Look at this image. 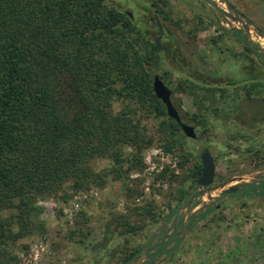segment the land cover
I'll return each instance as SVG.
<instances>
[{
	"label": "trees",
	"instance_id": "1",
	"mask_svg": "<svg viewBox=\"0 0 264 264\" xmlns=\"http://www.w3.org/2000/svg\"><path fill=\"white\" fill-rule=\"evenodd\" d=\"M156 9L164 20L188 35L189 41L210 27L202 15L190 26L174 19L160 4ZM241 33V29L236 30L239 41L252 51ZM221 37L213 38V47ZM174 39L164 43L171 54L160 50L150 28L140 25L112 0H0V253L22 238L46 231L41 219L44 207L39 204L42 199L59 196L68 202L74 195L69 191H93L111 179L121 180L128 196L140 194L127 180L133 171L144 168L143 152L154 144L157 134L167 153H181V168L194 159L185 177L198 183L203 170L201 158L187 149L189 137L168 115L154 90L155 76L169 88L166 64L186 71L172 95L187 91L195 97L197 110L191 120L196 139L221 119V114L215 119L209 114L220 91L224 95L228 91L224 101L239 99L234 111L243 97L249 106L261 100L257 108L252 107L256 114L248 122L252 125L246 128L243 120L238 121L239 127L228 132V144L234 147L236 142L259 135L257 130L264 125V94L254 100L253 90L261 88L264 92V80L250 76L222 81L217 70L206 69L207 49H198L195 54ZM245 57L251 59L248 54ZM249 80L253 81L247 86ZM227 87L238 93L230 94ZM145 118L157 121V134L148 133ZM236 118L230 120L236 122ZM253 140L247 152L259 167L264 151L260 141ZM97 158L109 159L110 166L96 170L93 161ZM169 171L166 166L159 176L182 183L181 175L172 171L168 177ZM218 177L215 186L224 181L223 176ZM248 185L243 195L264 197V181L258 186ZM178 192L181 201L188 195L182 187ZM150 207L144 210L154 215ZM81 214L85 224L88 215L84 211ZM121 219L117 218V226L124 223L131 231L138 228L131 226L128 217ZM81 221L76 220V226L68 229L65 237L70 242L84 244L90 235ZM109 239L103 237L95 247L107 250ZM111 251L112 256L118 254V250ZM139 252L122 251L121 262L115 264H128Z\"/></svg>",
	"mask_w": 264,
	"mask_h": 264
},
{
	"label": "rangeland",
	"instance_id": "2",
	"mask_svg": "<svg viewBox=\"0 0 264 264\" xmlns=\"http://www.w3.org/2000/svg\"><path fill=\"white\" fill-rule=\"evenodd\" d=\"M112 1L132 13L140 25L148 26L154 40L159 35L155 20L151 19L158 14L156 4H160L162 10L171 11L174 19L182 20L190 26L194 25L197 16H204L205 25L212 24L214 27L210 25L209 28L200 30L195 41H189L188 35L174 23L160 16L165 27L162 43L174 41L175 36L195 54L198 49H207L209 54H206L205 58L206 69L217 70V76L221 77L222 81L242 80L250 76L264 80V63L261 60H264V0H216L217 4L250 24L249 32L244 31L239 22L217 11L206 0H169L168 4H161L159 0ZM238 28H241V34L255 51L244 49L241 42L234 40ZM220 35L222 37L216 47H213V38ZM246 54L250 56V60H247ZM164 68L170 71L167 75L170 79L168 86L173 91L186 71L167 64ZM161 70L164 71L163 67ZM251 81L253 80H249L246 85L250 86ZM227 89L230 94L238 93L232 87ZM245 89L241 88L240 91L246 92ZM261 90H253V98H261L264 94ZM225 92L228 94V91ZM226 94L220 91L217 103L209 110L212 119L220 114L221 119L207 131L201 132L200 139H187V149L196 155L200 156L206 147L211 150L216 163L215 181L220 179L218 174L223 176V183L216 186L213 183L209 187L212 190V199L208 193L204 194L207 188H202L192 179L185 177L188 168L193 166L194 159L191 158L181 168V153H167L157 134V121L145 118L143 124L148 133H156L157 138L154 144L143 152L144 168L133 171L127 180L128 186L139 188L140 194L128 196L125 184L121 180L111 179L105 187H98L93 191H69L74 195L68 202H64L59 196L42 199L39 204L44 207L41 219L45 221L46 231L35 232L6 248L4 254L0 253V262L115 264L121 262L122 251L129 253L140 250L128 264H264V197L242 194L218 198L232 186L242 189L248 183L254 182L258 186L264 181V162L255 167L252 155L247 152L248 147L254 144L253 139L260 141L264 151V125L260 131L257 130L258 136L248 138L244 143L236 142L234 147L228 144V132L239 127L238 121L243 120L246 128L252 125L248 123L253 119L252 115H256L252 107L257 108L261 100L257 99L249 106L243 102V97L240 99L239 108L234 111L235 103L237 104L239 99L224 101ZM172 101L184 122L195 127L191 120V115L197 110L195 97L187 91H175ZM115 107L117 110L120 108L118 104ZM229 115L231 118L234 116L236 122H232ZM93 165L96 170L101 171L110 166V160L97 158ZM166 166L170 167L167 176L174 171L182 176V183H172L169 178L162 179L159 176ZM181 187L186 189L188 194L182 201L178 192ZM150 205L154 215L147 214L144 210ZM217 205L219 206L216 207ZM213 208L215 210L204 216V213ZM82 211L88 215L85 224L82 222ZM125 216L129 218L131 226L138 227L135 231H131L132 229L124 223L116 225L117 218L122 220ZM76 220H82L81 224L87 231H91L84 244L70 242L65 237L68 229L76 226ZM103 237L110 238L107 250L95 247ZM111 250H118V254L112 256ZM12 255L17 256V259H11Z\"/></svg>",
	"mask_w": 264,
	"mask_h": 264
},
{
	"label": "water",
	"instance_id": "3",
	"mask_svg": "<svg viewBox=\"0 0 264 264\" xmlns=\"http://www.w3.org/2000/svg\"><path fill=\"white\" fill-rule=\"evenodd\" d=\"M210 2V4L217 9L218 11H220L222 14H224L225 16L233 19L236 22H239L240 24H242L243 28L245 30H247L248 32L251 29V25L248 24L244 19H242L239 16L234 15L232 12L228 11L227 9L223 8L222 6H220L219 4H217L216 0H208ZM130 15L132 16V13H130ZM158 26L160 28V34L156 37L155 39V43L157 45V47L160 50L166 51L169 54H171V50L169 47L165 46L162 43V37H163V26L160 22V20L158 19ZM154 90L155 93L157 95V97L159 99L162 100V102L166 105L167 107V112L168 115L175 118L177 120V122L181 125L184 133L191 138H196L197 134L195 131V127L185 123L182 118L181 115L179 114L178 109L175 107V105L173 104L172 101V90L170 88H168L165 83L162 81V79L159 76H155L154 78ZM201 162L203 164V170H202V174L200 179L198 180V185L202 188H207L204 192L209 194V198L212 199L213 196L211 194V189H209V187L213 184L215 176H216V163H215V159L213 157V154L211 152V150L206 147L204 148V150L202 151L201 155ZM248 188V186H246L245 188H243L242 190H240L238 192V194L245 192V190Z\"/></svg>",
	"mask_w": 264,
	"mask_h": 264
},
{
	"label": "flooded vegetation",
	"instance_id": "4",
	"mask_svg": "<svg viewBox=\"0 0 264 264\" xmlns=\"http://www.w3.org/2000/svg\"><path fill=\"white\" fill-rule=\"evenodd\" d=\"M206 1H208V0H206ZM159 2L162 4V3H165V4H168L169 3V0H159ZM209 2V1H208ZM154 6H155V4H154ZM217 10V9H216ZM158 11V10H157ZM218 11V10H217ZM220 12V11H219ZM158 13V12H157ZM159 14V13H158ZM158 14H155L154 15V17H151V19L152 20H155V25H156V27L158 28V30H159V34H160V28H159V26H158V19L160 20V15H158ZM160 22H161V20H160ZM161 24H162V26H163V35L165 34V27H164V25H163V22H161ZM211 26H213L214 27V25H212V24H210ZM218 26H216V28H217ZM238 29H241V28H238ZM243 30L245 31V29L243 28ZM220 32H221V29H220ZM158 36V35H157ZM156 36V37H157ZM221 36V35H220ZM241 36H243L242 34H241ZM156 37H155V39H156ZM238 37H239V35L238 34H234V40L235 41H237V43H239L240 41H239V39H238ZM244 37V36H243ZM162 40H163V37H162ZM244 42H246L247 44H248V46H250L251 48H252V51H255L254 50V47L253 46H251V44L250 43H248V41H247V39L244 41ZM242 44H243V42H241ZM244 47V46H243ZM244 49H245V47H244ZM262 61H263V63H264V60L263 59H261ZM254 100H255V98H254ZM250 104H252V102H250ZM216 177V176H215ZM214 181H215V179H214ZM214 183V182H213ZM252 183H254V182H252ZM248 184H250V183H248ZM248 184H246L244 187H242V189L243 188H245L246 186H248L249 187V185ZM213 185V184H212ZM211 185V186H212ZM242 189H240V190H242ZM240 190H237V191H232V190H230V188L228 189V190H226V192H224L220 197H218V198H222V197H225V196H238V195H242L243 193H240V194H238V192L240 191ZM217 198V199H218ZM219 205H217L216 207H218ZM146 264H149V262H147Z\"/></svg>",
	"mask_w": 264,
	"mask_h": 264
}]
</instances>
